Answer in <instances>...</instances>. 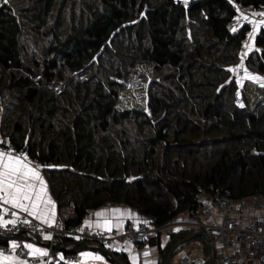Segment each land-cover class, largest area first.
Segmentation results:
<instances>
[{"label":"trees","instance_id":"16d2710c","mask_svg":"<svg viewBox=\"0 0 264 264\" xmlns=\"http://www.w3.org/2000/svg\"><path fill=\"white\" fill-rule=\"evenodd\" d=\"M263 5L0 0V146L41 166L57 209H73L66 227L104 205L128 206L163 227L197 206V192L264 193V104L252 107L247 80L227 71L241 60L250 30L228 28L236 8ZM31 38L42 42L34 51ZM131 49L133 63L150 70L141 108L121 106L106 82L113 70L127 78L121 55ZM244 67L264 74V27ZM236 92L243 107L234 104ZM195 228L169 233L158 264L191 240L205 243L191 238ZM84 242L56 238L70 245L63 253Z\"/></svg>","mask_w":264,"mask_h":264},{"label":"built area","instance_id":"2783aa9c","mask_svg":"<svg viewBox=\"0 0 264 264\" xmlns=\"http://www.w3.org/2000/svg\"><path fill=\"white\" fill-rule=\"evenodd\" d=\"M240 12L249 15L251 12L264 11V5L258 10L248 7H238ZM228 23V28L237 29L244 21H237L235 17ZM242 54V53H241ZM246 56L243 57V60ZM243 99L239 92L234 95V104L242 105ZM197 206L193 209L186 210L183 214L191 220V223L198 230H202L208 237L211 245V254L209 261L213 264H264V193L255 192L241 197L231 198L227 192L214 193L211 195L197 192L195 194ZM11 211V209H10ZM182 214V213H181ZM26 214H21L25 218ZM73 209L71 205H63L56 214L54 224L49 227L41 224L31 217V224L28 226L17 225L13 229L0 228V250L10 251L8 249V240L15 239L22 244L34 243L39 247L48 250L47 257H28L24 253L26 249L18 250L22 259H26L28 264H93L91 259L80 256L85 250L76 253H63L68 250L69 244L61 245L62 249L58 250L56 238L58 236L71 237L76 239L77 236L84 240L86 251L103 255L99 250L103 247L107 252L114 253L117 251V244L131 243L140 245L145 243L158 232L162 227H157L152 218L147 217V224L139 222L138 226L134 222H127L121 230L113 229L111 232L104 230H94L88 228L83 223L72 227L65 226L67 218H73ZM10 218V217H6ZM178 218L175 223H181ZM175 221V219H174ZM35 226V229L33 228ZM85 228L84 232L78 229ZM43 233H50L51 240H45ZM99 232V234H95ZM64 259L61 260L60 257ZM171 264H208L205 259L185 253L177 256ZM210 264V263H209Z\"/></svg>","mask_w":264,"mask_h":264},{"label":"snow or ice","instance_id":"6c2138e0","mask_svg":"<svg viewBox=\"0 0 264 264\" xmlns=\"http://www.w3.org/2000/svg\"><path fill=\"white\" fill-rule=\"evenodd\" d=\"M7 3V0H5ZM187 5L188 0H184ZM236 11L238 15L235 17L237 21H244L252 26V30L248 33V39L253 40L258 31L264 27V11L253 12L252 17H259L260 19H250L247 14L240 12L237 7ZM243 27V25H241ZM233 33L237 32V28L231 29ZM244 47L247 52L241 54V63L236 67H230L227 69L229 72H236L240 68H244L243 57L251 53L253 45L251 43H245ZM259 52V49H256ZM245 76L250 80H260L258 76H253L251 73L244 68ZM130 86V85H129ZM243 107V105H241ZM2 143V142H0ZM11 209V211H10ZM21 214H26L25 218H21ZM135 214L128 210H122L114 208L111 210H102L95 213L97 218L95 222L85 220L84 225L88 228L95 227L96 229H102L107 232H111L113 227L120 228L123 226L122 217L127 216L132 218ZM10 217V218H6ZM31 217L41 224H46L51 227L55 222V202L52 200L47 189V183L41 175V166L33 163L23 151L15 153L14 150L0 151V228L15 229L17 225L28 226L31 224V220L27 219ZM116 218V223H113V219ZM147 224V221H144ZM138 226L139 220H136ZM35 229V226H33ZM177 231L179 229H176ZM79 232H84L85 228L81 227L78 229ZM99 234V232L95 233ZM45 240H51L52 236L50 233H43ZM76 239H80L79 236ZM8 249L10 251L0 250V264H28L26 259H22L18 250L26 249L24 253L28 257H47L48 250L44 247H39L34 243H23L22 246L15 239L8 240ZM127 243V242H126ZM119 251L120 249L117 248ZM129 253V258L132 264H137V257L132 255L130 245L125 249ZM149 253L144 252V256L147 257ZM81 257L103 261L104 257L98 253L82 252ZM64 259L63 256L60 257ZM41 264H44L41 261ZM145 264H154V262L146 261Z\"/></svg>","mask_w":264,"mask_h":264},{"label":"rangeland","instance_id":"374dc122","mask_svg":"<svg viewBox=\"0 0 264 264\" xmlns=\"http://www.w3.org/2000/svg\"><path fill=\"white\" fill-rule=\"evenodd\" d=\"M252 13L253 12L249 13L248 15L250 19H253V18L260 19L259 17H252L251 15ZM247 25L250 29L249 30L250 32L252 29V26L250 24H247ZM41 43H42L41 41L34 43L31 38V41H30L31 51L36 50L38 48L36 47V45L41 44ZM245 43L252 44V41H250L247 37L244 44ZM245 49L246 48L244 47L243 53L245 52ZM133 56H134V51H132V49L129 50L127 56L125 54L121 55L125 63L122 69H125V73L127 74V78L125 80L122 81L120 77L118 78L117 73L119 70H113L110 72V76L106 79V82L108 83V87L111 89V91H114L116 94H118V97H119L118 99H119V103L121 106L126 105V106H134L137 108H141L142 102L144 105L146 101V97H144V94L146 93L147 86L150 84V72H149L150 70H149L147 63L136 62L134 64ZM240 63H241V60L239 61L238 65ZM121 65L122 63L119 62V66ZM236 66H233V67H236ZM244 68H240L236 71V74L238 75L237 77H239V80L241 81V83L245 81V79L243 78ZM247 82H248V86L246 90L247 91L246 95H247V98L251 106L254 107L255 105H258V104H264V88L258 86L257 82L255 83L251 81L250 79H248ZM0 130H2L1 125H0ZM1 138H2V135H0V139ZM0 149L3 150L2 148ZM178 218L180 219L179 221H182L181 223H175ZM189 221L190 220L182 213V214H179L175 218V221H172L169 224H167L168 226L167 225L163 226L158 231L162 232L164 236L167 237L169 233L176 231V229H185V228L194 229L195 227L192 224H190L191 222ZM195 252L199 253L198 251H195Z\"/></svg>","mask_w":264,"mask_h":264},{"label":"crops","instance_id":"0c3cea01","mask_svg":"<svg viewBox=\"0 0 264 264\" xmlns=\"http://www.w3.org/2000/svg\"><path fill=\"white\" fill-rule=\"evenodd\" d=\"M250 41H252L253 50H254V39L250 40ZM245 52H247V49H245ZM249 73H251L253 76L260 77L261 78L260 80H251V81H253L255 83L257 82L258 86L264 88V74L263 75H259V74H255L253 72H249ZM243 78L245 80H248V78L246 76H244V73H243ZM238 79H239V77H238ZM0 148L3 149V150L0 149V151L9 150V149H5V148H3L1 146H0ZM41 175L43 176L42 171H41ZM47 189H48V187H47ZM48 192H49V190H48ZM49 195L51 196L50 193H49ZM51 198L54 201L52 196H51ZM114 208H119V209H122V210H128V211H130L131 213H133L135 215L132 218H128L127 216L122 217L123 226L120 227V228L113 227V229L121 230L127 222L136 223V220H139V222H144V221L148 220V218L146 216H142L137 210H135L133 208H130L128 206H123V205H104V206L98 207L95 210H93L92 212H90V214L84 219V221L85 220H89V221H92L94 223L95 220L97 219L95 217V213L96 212L102 211V210H106V209L107 210H111V209H114ZM57 211H58V209H57L56 203H55V213L56 214H57ZM56 214H55V217H56ZM111 218L113 219V223L115 224L116 223V218L115 217H111ZM84 221H83V224H84ZM172 221H174V219ZM172 221H170V222H172ZM189 222H191V220ZM91 229L100 230V231L102 230V229H96L95 227H92ZM167 239H168V236L166 237V236H164V234L162 232L158 231L146 243H143V244H140V245H133L131 243H126V242L119 243V244H117L116 248H119L120 250L119 251L117 250L116 252H118L120 255L122 253L126 254L127 258H128V262L130 264H132V262H131V260L129 258V253H128V251L125 250L130 245V249H131L132 255H135L137 257V264H145L146 261L154 262V264H158V262H159V250H158V247H159V245L164 247V244L167 242ZM192 241H194V242H192ZM86 249L87 248L85 247L84 248V250H85L84 252H88V251H86ZM145 251H147L149 253V255L147 257L144 256V252ZM195 251H198L199 253H197ZM185 253H190V254H193V255H197V256L202 257V258L204 257L205 259H206V257H208V264L210 263L209 258H210V254H211V249L208 248L206 243H200V241L197 240V239L191 240L186 245H184L182 248H179L175 252V254L173 255L172 259H170V262L172 263V261L177 256H179L181 254H185ZM102 256L104 257L103 261H93V264H116L115 262H113L106 255L103 254ZM167 264H168V260H167Z\"/></svg>","mask_w":264,"mask_h":264},{"label":"water","instance_id":"95a60500","mask_svg":"<svg viewBox=\"0 0 264 264\" xmlns=\"http://www.w3.org/2000/svg\"><path fill=\"white\" fill-rule=\"evenodd\" d=\"M195 237H200V238H202V239L204 240V242L206 243V245L208 246V248L211 249V245H210V242H209V240H208V237L204 234V232H203L202 230H197V231H195V232L193 233V235H192L191 238H195ZM189 239H190V238L187 237L184 241H182V242L179 243V244H182L183 242H185V241H187V240H189ZM179 244H178V245H179ZM178 245H177V246H178ZM177 246H176V247H177ZM176 247H174V248H176ZM56 248H57L58 250L62 249L61 246H56ZM99 250H100L104 255H106L107 257H109L113 262H115L116 264H120V263L115 259V257L113 256V254L110 253V252H107L103 247H100ZM173 250H174V249H172V250L169 252V255H168V264H170V257H171V254H172ZM210 264H213V262L211 261Z\"/></svg>","mask_w":264,"mask_h":264}]
</instances>
